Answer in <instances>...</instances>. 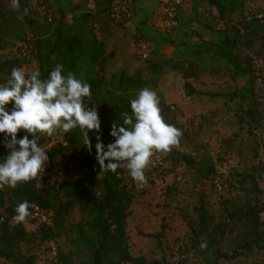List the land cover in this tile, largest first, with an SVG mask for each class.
I'll return each mask as SVG.
<instances>
[{
  "label": "rangeland",
  "instance_id": "1",
  "mask_svg": "<svg viewBox=\"0 0 264 264\" xmlns=\"http://www.w3.org/2000/svg\"><path fill=\"white\" fill-rule=\"evenodd\" d=\"M75 1L71 0L66 10L73 5L87 8L89 4V0ZM167 1L132 0L133 17L127 27L108 21L106 12L97 23L90 22L88 26L101 41L108 43V51H113V58L106 59L105 79L118 72L119 67H123L128 75L139 73L143 79L157 74L158 85L151 90L168 107L163 118L183 133L179 146L164 156L162 167L146 169L147 186L141 191L133 190L135 197L126 222L130 253L132 257H145L149 264H159L162 255L172 263L198 264L207 247L204 235L195 237L192 233L199 227L197 208L200 203L206 211V227L214 239V247L220 252L229 253L243 244L249 228L245 214L250 208L257 211L258 233L264 244V218L260 217L264 212V0H246L242 12L231 16L232 22L240 26L252 22L250 31L242 30L238 51L241 58L247 56L251 60L255 71L254 97L262 115V127L251 133L245 124L238 122L241 110L248 106V102L240 98L244 82L231 80L220 65L214 66L211 56L202 57L200 61L185 58L182 44L197 41L199 36L206 42L213 40L203 24L207 16L208 19L214 17V9L200 4L194 11L193 0H182L177 9L179 27L167 33L170 44L155 48L151 42L140 38L139 32L148 38L166 33L156 25ZM10 4L11 0H0V68L11 61H20L18 47L22 43L33 42L49 31L46 15L57 8L50 1L44 4L42 0H19L20 12H16ZM25 8L29 10L28 14L23 20L18 19ZM210 24L213 28L221 25ZM140 41L149 46L147 60H142L138 54ZM153 67L157 68L155 73ZM33 70L36 68L31 58L28 72ZM8 79L10 77H0L2 84ZM185 84L203 95L188 97ZM12 108L13 104L7 106L9 112ZM97 112L101 127L99 132L88 134L92 146L96 145V137L103 129L111 128L103 113ZM62 142L68 143L67 150L60 147ZM38 143L47 154L56 151L47 173L42 176V191L57 188L64 178L86 183L96 175L91 151L83 144L79 129L62 136L42 137ZM182 156L193 166H187ZM206 168L212 170L208 176L204 175ZM218 175L227 179L222 193H217L213 187V180ZM12 190L7 186L1 190L5 205L11 199ZM0 214H7L5 206L0 207ZM80 220L81 214L74 207L65 217L64 229L48 241L41 240L38 225L23 224L32 240L21 244L20 252L33 256L34 264H61L59 256L66 257L68 264H78L83 254L70 247L69 228ZM162 226L165 237L160 250L147 235L157 234ZM201 244L206 247L202 249ZM51 245L56 248L55 255L50 251ZM0 264L9 263L0 258ZM217 264H264V250L254 248L249 254L231 261L219 260Z\"/></svg>",
  "mask_w": 264,
  "mask_h": 264
},
{
  "label": "trees",
  "instance_id": "2",
  "mask_svg": "<svg viewBox=\"0 0 264 264\" xmlns=\"http://www.w3.org/2000/svg\"><path fill=\"white\" fill-rule=\"evenodd\" d=\"M48 1H52L58 6L57 12L60 19L52 21L53 29L49 36L31 41L34 45L32 58H35L37 62L41 79H47L55 66L60 64L63 66V75L73 72L77 78L91 85V98H85L84 105L96 108L111 124V128L103 129L99 135L106 150L107 145L114 143L115 140L110 135L113 122L123 125L122 113L132 114L130 100L135 99L138 92L145 87L155 89L159 77L157 74H152L149 79H143L139 73L128 76L124 71H120L106 81L103 68L107 57L113 58V53L106 55L103 43L87 26L92 17L82 15V19L72 18L70 23L65 22L66 3L69 0H42V3L46 4ZM108 1L111 5L113 0ZM245 2L246 0H193L194 11L200 4L214 9L217 15L215 19L209 21L221 25L208 28L212 35V41L206 42L199 36L197 41H188L182 45L186 59L200 61L202 57L211 56L214 59V66L220 65V68L228 73L231 80L244 82L240 98L247 101L248 106L241 110L238 122L245 124L251 133L262 127V115L254 97L255 71L252 68L251 60L247 56L241 58L238 51L243 38L242 30L250 31L252 22L240 26L231 20L233 14L242 12ZM22 6L24 5L22 4ZM139 33L141 39L151 42L155 48L171 43L170 34L167 33L151 38L146 37L142 32ZM20 65L19 60L9 62L0 68V77H11L13 67H20ZM153 69L155 73L157 68L153 67ZM0 84H2L1 80ZM184 89L188 97L203 95L189 84H185ZM160 108L163 116L168 107L160 102ZM26 134L21 130L17 134V139H22ZM32 138L29 135V139ZM8 152L9 149L5 147V135L0 134V162ZM55 153L56 151L48 153L51 160ZM96 155V148L93 145L91 160L96 165V175L88 182L64 178L57 188L42 191V189L37 190L34 187L35 181H31L18 185L11 191L8 205L3 202V193L0 190V207L5 206L7 215H10L14 206L27 201L29 204H36L51 212L53 215L52 226H38L42 241H48L58 236L64 229L65 217L74 207H77L81 214V220L69 228V245L75 252L83 254V259L78 264H149L145 257H132L126 234V222L135 197L133 186L131 188L130 184L134 182L127 170L123 168H118L115 173L108 171L100 174V165ZM182 160L187 166H193L187 157L182 156ZM211 173V168H206L204 171L205 176ZM197 211L199 227L192 233L195 237L204 235L207 240V247L198 264H217L219 260L231 261L251 253L254 248L264 250V244L261 243L263 238L258 233L260 224L257 211L255 212L253 208L248 209L245 214L249 223L248 236L243 240V244L229 253L220 252L214 247V239L206 227L208 219L202 203ZM147 236L155 241L158 249H162V240L165 237L163 226L157 234ZM31 240V236L23 224H1L0 258L9 264H34L33 256H25L20 252V245L28 244ZM58 258L61 264H68L66 257L59 256ZM159 264L184 263H172L162 255Z\"/></svg>",
  "mask_w": 264,
  "mask_h": 264
},
{
  "label": "clouds",
  "instance_id": "3",
  "mask_svg": "<svg viewBox=\"0 0 264 264\" xmlns=\"http://www.w3.org/2000/svg\"><path fill=\"white\" fill-rule=\"evenodd\" d=\"M10 7L20 12L19 0H11ZM28 11L25 8L17 18L23 20ZM62 72L63 66L57 64L47 79H41L38 70L26 72L23 67H13L10 79L0 84V134L5 135V147L9 149L0 162V190L5 186L15 189L31 181H35L37 190L43 188L41 180L49 157L38 143L42 137L62 136L79 129L83 144L91 151L88 134L99 132L101 127L96 108L84 105L85 98H91V85L73 72ZM9 104H13L11 112L7 110ZM130 107L131 115L122 113L123 125L112 124L110 135L115 138L114 143L105 150L100 136L96 137V159L100 174L126 169L137 189L142 190L147 186L145 172L153 157L168 155L179 146L183 133L165 122L154 90L141 89L130 100ZM21 130L27 134L17 139ZM29 208L27 201L19 203L13 221L26 222L31 215ZM205 247L201 244L202 249Z\"/></svg>",
  "mask_w": 264,
  "mask_h": 264
},
{
  "label": "built area",
  "instance_id": "4",
  "mask_svg": "<svg viewBox=\"0 0 264 264\" xmlns=\"http://www.w3.org/2000/svg\"><path fill=\"white\" fill-rule=\"evenodd\" d=\"M181 4H182V0L167 1L164 5L162 16L158 21L156 27L166 33H171L172 31H175L179 27V20L177 18V9L179 6H181ZM46 16H47V22L51 24L53 21L52 16L50 14ZM106 17L108 21H110L113 24L123 25L128 23L133 17L132 0H113L109 7ZM137 47H138V54L141 57V59L147 60L150 55L148 44L145 41H140L137 44ZM18 52L21 62L20 67H23L26 70V72H28L29 63L31 61L32 56L34 55V45L31 43V41L24 42L18 47ZM85 107L90 108L87 105H85ZM61 147L62 148L68 147V143L62 142ZM50 161L51 160L49 158L45 164V171L43 175L47 173L48 168L51 165ZM164 161H165V157L163 155L155 156L153 157V163L148 167V169H158L163 166ZM130 185L131 188L133 186L132 188L133 190L141 191L140 189H137L134 183ZM226 185H227V179L224 175H218L213 180V187L217 193L224 192V190L226 189ZM29 205H30L29 212L31 213V215L26 219V222L22 224L31 223L38 226H46V227L52 226L53 215L51 212L33 203ZM16 207L17 206H14L12 208L10 215L0 214V225L4 223H8L9 225L17 224L13 221V217L16 214L15 213ZM260 217L264 218V212L261 213ZM50 251L53 255H55L56 248L54 245L50 246Z\"/></svg>",
  "mask_w": 264,
  "mask_h": 264
},
{
  "label": "crops",
  "instance_id": "5",
  "mask_svg": "<svg viewBox=\"0 0 264 264\" xmlns=\"http://www.w3.org/2000/svg\"><path fill=\"white\" fill-rule=\"evenodd\" d=\"M75 1V0H74ZM78 1H75V3H77ZM50 3L53 4L52 1H50ZM55 4V3H54ZM66 7H68V5H71V0L68 1V3H66ZM74 4V3H73ZM133 5V4H132ZM79 6H83V5H79ZM78 5H73L70 9L66 10V15H65V22H68L70 23L72 21V18H81L82 19V15H90L92 17V19L90 20V22H94V23H97L100 19H101V16L105 14H107L108 10H109V7H110V1L108 0H89V4L87 5V8L85 7H79ZM57 9H58V6L56 8V10L53 12V13H50V15L52 16L53 20L54 21H57L59 20V14L57 12ZM214 17H209L208 19V16L206 17V21L205 23L203 24L204 28L208 30V27H211L212 25L209 23L210 19L212 20L213 18H215L216 16V13L215 15H212ZM89 22V23H90ZM88 23V24H89ZM128 25H130L129 23L127 24H124L123 26L127 27ZM50 28L48 29L49 31H46L45 33H43L41 36L38 37L39 38H44V37H47L50 35L52 29H53V26H52V23L49 24ZM88 26V25H87ZM89 27V26H88ZM90 28V27H89ZM92 30V29H91ZM93 31V30H92ZM209 31V30H208ZM94 32V31H93ZM210 32V31H209ZM95 33V32H94ZM106 33V32H105ZM108 33H106V36L105 37H108L107 35ZM96 37L98 38L99 41L100 38L97 36V33H95ZM103 43V47H104V50H105V53L106 55L108 56L110 53H113V51L110 49V51H108V43L107 42H104V41H101ZM109 52V53H108ZM34 59V66L36 68V70H38V66H37V62L35 60V58H32ZM104 70V68H103ZM118 72L120 71H124L126 74V70L123 68V67H119L118 70H116ZM109 72L113 73V70H109ZM116 72V73H118ZM115 74V73H114ZM137 74V73H136ZM113 75V74H112ZM111 75V76H112ZM128 75V74H127ZM135 74H131V75H128V76H133ZM110 76V77H111ZM109 77V78H110ZM108 78V79H109ZM108 79H105L106 81Z\"/></svg>",
  "mask_w": 264,
  "mask_h": 264
}]
</instances>
